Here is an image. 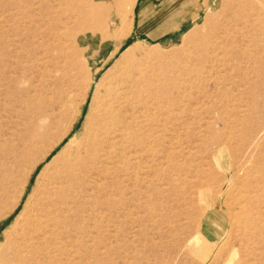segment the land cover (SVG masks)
Returning a JSON list of instances; mask_svg holds the SVG:
<instances>
[{"label": "rangeland", "instance_id": "rangeland-1", "mask_svg": "<svg viewBox=\"0 0 264 264\" xmlns=\"http://www.w3.org/2000/svg\"><path fill=\"white\" fill-rule=\"evenodd\" d=\"M240 1L0 0V242L140 56L136 143L41 264H264V4L245 29Z\"/></svg>", "mask_w": 264, "mask_h": 264}, {"label": "bare ground", "instance_id": "bare-ground-1", "mask_svg": "<svg viewBox=\"0 0 264 264\" xmlns=\"http://www.w3.org/2000/svg\"><path fill=\"white\" fill-rule=\"evenodd\" d=\"M257 4L263 6L264 0L232 3L235 7L232 17L235 21L241 20L246 29L251 14L244 17L242 12L256 11ZM95 12L92 8L90 13ZM140 62V56L124 57L117 75L99 97L94 121L85 127L80 139L67 144L51 169L42 173L44 183L40 191L29 198L14 225L3 235L0 264H41L52 258L54 242L67 238L75 225L77 212L71 215L69 211L72 204H77L76 196L91 188L126 145L136 143L128 120L136 110L145 108L151 95L146 71H142ZM67 133L58 136L49 151ZM46 154L32 164V170ZM16 206L17 203L14 208Z\"/></svg>", "mask_w": 264, "mask_h": 264}, {"label": "crops", "instance_id": "crops-1", "mask_svg": "<svg viewBox=\"0 0 264 264\" xmlns=\"http://www.w3.org/2000/svg\"><path fill=\"white\" fill-rule=\"evenodd\" d=\"M200 235H201V237L203 238V240L207 241V239L204 237L203 234L200 233ZM198 241H199V240H198ZM202 245H207V244H205V242H204V243L202 242Z\"/></svg>", "mask_w": 264, "mask_h": 264}]
</instances>
